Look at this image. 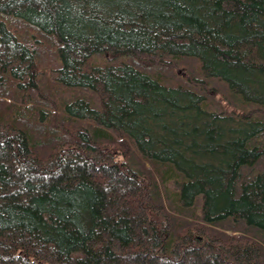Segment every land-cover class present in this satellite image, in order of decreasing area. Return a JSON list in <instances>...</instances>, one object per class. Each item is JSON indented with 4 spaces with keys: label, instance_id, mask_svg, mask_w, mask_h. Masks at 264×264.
<instances>
[{
    "label": "trees",
    "instance_id": "obj_1",
    "mask_svg": "<svg viewBox=\"0 0 264 264\" xmlns=\"http://www.w3.org/2000/svg\"><path fill=\"white\" fill-rule=\"evenodd\" d=\"M0 264H264V0H0Z\"/></svg>",
    "mask_w": 264,
    "mask_h": 264
},
{
    "label": "rangeland",
    "instance_id": "obj_2",
    "mask_svg": "<svg viewBox=\"0 0 264 264\" xmlns=\"http://www.w3.org/2000/svg\"><path fill=\"white\" fill-rule=\"evenodd\" d=\"M183 69H179L178 71L181 72Z\"/></svg>",
    "mask_w": 264,
    "mask_h": 264
}]
</instances>
